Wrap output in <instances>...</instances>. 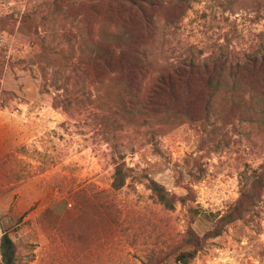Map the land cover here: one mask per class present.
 I'll use <instances>...</instances> for the list:
<instances>
[{
    "label": "rangeland",
    "instance_id": "obj_1",
    "mask_svg": "<svg viewBox=\"0 0 264 264\" xmlns=\"http://www.w3.org/2000/svg\"><path fill=\"white\" fill-rule=\"evenodd\" d=\"M82 1L85 9L92 0ZM53 2L0 0V241L7 230L17 244L16 264H150L153 253L155 264L171 262L189 249L188 232L207 236L254 177L262 184L254 200L239 203L243 217L203 239L193 264H264V108L251 109L264 101L246 95L247 106L242 100L238 109L221 99L220 112L208 117L203 107L185 111L191 96L159 108L147 124L110 121L105 128L101 119L117 98H109L98 76L83 82L70 70L73 106L56 108L57 94L39 74L49 62L40 60L37 39L57 43L61 24L52 17ZM160 3L147 45L152 67L188 57L225 64L264 56V0ZM100 13L97 26L100 18L117 21L124 14ZM130 29L151 35L137 25ZM145 79L142 88L151 75ZM125 104L132 108L130 98ZM121 157L131 172L115 191ZM152 179L171 192L174 210L158 201ZM81 190L79 208L63 203ZM103 193L120 210L121 223L115 207L104 212Z\"/></svg>",
    "mask_w": 264,
    "mask_h": 264
},
{
    "label": "trees",
    "instance_id": "obj_2",
    "mask_svg": "<svg viewBox=\"0 0 264 264\" xmlns=\"http://www.w3.org/2000/svg\"><path fill=\"white\" fill-rule=\"evenodd\" d=\"M161 1L92 0L85 11L82 0H54L52 17L55 21L60 19L61 24V31L54 36L57 43L47 45L46 39L40 34L37 38L42 48L40 60L49 62L47 67L40 65L39 74L51 83L57 94L53 106L66 110L73 106L74 100L68 96L71 94V76H67L70 70L79 73L83 82L93 74L98 76L109 98H117L108 105V111L101 119V125L105 128H108L110 121L119 125L147 124L157 117L159 108L172 107L179 99L191 96L195 98L183 106L185 111L203 107L208 117L220 112L221 99H229L230 107L238 109L243 106L242 100L247 106L246 95L253 100L260 97L264 101V56L247 54L243 61H227L225 64L215 58L197 62L188 57L184 63L152 67L148 61L150 48L147 45L155 29L152 11L160 7ZM180 2L188 4L189 0ZM101 8H107V11L118 10L124 14L117 21L111 16L100 18L97 26L95 17L101 15ZM133 25L147 33L151 32L150 37L132 32L130 27ZM51 71L54 75L52 80L49 78ZM148 74L151 79L142 88ZM126 98L132 100V108H125ZM257 106L264 108V105L252 102L251 109ZM130 172L123 157L116 161L112 183L115 191L126 185ZM261 184L260 179L254 177L253 185L242 193V199L254 200V191ZM149 187L167 210L175 209L176 200L169 190L154 179L150 180ZM82 191L74 192L63 203L69 205L73 202L74 207L79 208ZM100 196L104 212L111 206L116 208L109 196L104 193ZM242 199L238 201L237 207ZM237 207L219 219L215 228L203 239L221 235L225 224L241 219L242 209ZM115 210L118 212V222L121 223L120 210L118 207ZM191 212L200 216L197 209H191ZM203 239L196 238L195 233L189 231V249L179 252L171 262L163 260L160 264H193ZM0 254V264H16L17 244L7 230L0 241ZM148 261L155 264L159 257L153 253Z\"/></svg>",
    "mask_w": 264,
    "mask_h": 264
}]
</instances>
